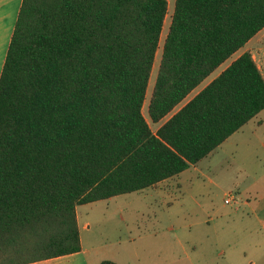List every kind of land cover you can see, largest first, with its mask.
<instances>
[{"label": "trees", "instance_id": "obj_1", "mask_svg": "<svg viewBox=\"0 0 264 264\" xmlns=\"http://www.w3.org/2000/svg\"><path fill=\"white\" fill-rule=\"evenodd\" d=\"M167 0H22L0 75V264L81 249L76 206L153 186L264 109L243 52L155 132ZM264 28V0H175L161 121ZM100 264H117L103 260Z\"/></svg>", "mask_w": 264, "mask_h": 264}, {"label": "rangeland", "instance_id": "obj_2", "mask_svg": "<svg viewBox=\"0 0 264 264\" xmlns=\"http://www.w3.org/2000/svg\"><path fill=\"white\" fill-rule=\"evenodd\" d=\"M167 1L168 10L147 87V101L174 8L175 0ZM247 47L264 73V28L252 37ZM145 108L146 104L143 114L147 117ZM152 129L155 130V126L152 125ZM176 181L178 186L163 193L161 200L167 201L155 205L144 191L77 205L80 225L88 222L91 227L84 248L119 247L121 251L127 246L132 255H137L132 263L151 264L150 249L165 248L171 243L179 253L172 264H189L182 249L185 245L197 264H264V109ZM228 195L235 198L231 204L224 202ZM137 218L140 221H136ZM198 219L204 222L194 223ZM152 230L159 233L156 240L137 237ZM127 236L135 239L127 241ZM176 236L178 242L174 241ZM105 253L99 252L98 257ZM162 260L158 264H167L164 254Z\"/></svg>", "mask_w": 264, "mask_h": 264}, {"label": "crops", "instance_id": "obj_3", "mask_svg": "<svg viewBox=\"0 0 264 264\" xmlns=\"http://www.w3.org/2000/svg\"><path fill=\"white\" fill-rule=\"evenodd\" d=\"M21 1L22 0H0V75H1L3 64H4V60L6 57V53L8 50L11 35H12L13 29L15 26V22L17 19L18 11H19V8L21 5ZM251 39L252 38H250L245 43V45L243 47H241L239 49V51L237 50L236 51L237 53L235 52L236 54L233 57H231L234 54L233 53L230 56L231 59L229 61H228V59L230 57L227 60H225V61H227L225 64H224L225 61L223 63H221L218 66V67H220V69L217 70V72L214 75L209 77L200 88H198V89H196L197 87L194 88L161 121H159L157 123H152L148 117V114H147L148 118L145 117V115L143 114L144 117L146 118V120L148 121L150 128L152 129V125L155 126V130L152 129V131L155 132L157 130V128L163 122H165L173 113H175L178 109H180L186 102H188L194 95H196L204 86H206L212 79H214L220 72H222L233 60H235L238 56H240L245 51H249L251 53L253 60L255 61L257 67L259 68L261 74L264 76V73L262 72L260 65L258 64L255 55L253 54L252 50L249 47H247L248 44L251 42ZM146 94H147V91H146ZM149 99H150V97H149ZM148 103H149V100L147 101L146 96H145V100H144V103L142 106V113H143V108H144L145 104H146L145 110L147 113ZM236 132L237 131H235L233 134H235ZM233 134H231L229 137H231ZM194 165L195 164H191L187 169L181 171L180 173H178L174 176L163 179L153 186H149V187L143 188V189L138 190V191H133V192H143L144 191V192H146V194H149V196L152 198L150 200L152 202V205H155L156 203H159V202L167 201V200H161V198L164 196L163 193L168 192L175 185L178 186V182L176 181V178H180L181 174H184V172H186L190 167H192ZM129 193H131V192H129ZM125 194H128V193H125ZM104 200H106V199H104ZM76 218H77V225H78L79 238H80V244H81V249L79 251L71 253V254L61 255V256L48 258V259H44V260H39V261H35V262H30V263H25V264H100V262L103 260H109V261L115 262L117 264H135V263H132V260L134 258L136 259L137 255H136V253L132 255L130 248H128L127 246L123 247V249H121V251H119V249H120L119 247H115V249L111 248V249H103V250H99V249H97V247L84 248V243H87L89 240L91 227H90L88 222H84V224L82 226L80 225V220H79V216L77 214V209H76ZM152 218H156V217H152ZM135 220L140 221L139 218H137ZM203 222H204L203 219H198L194 223L200 224ZM82 231H85V232L82 233ZM158 235H159L158 231L152 230L150 232L140 234L137 237H139V238H142V237L143 238H145V237L149 238L150 237V238L156 240V238H158ZM132 239H135V237H130V236L126 237L127 241H129V240L132 241ZM174 241H177V242L179 241L177 236H176ZM156 244L157 243L154 241L153 245H156ZM182 244L183 243L181 242V245ZM182 249H183V252L185 253V258L188 260L189 264H197L193 261V259L191 257V252L189 253L187 251L186 245L183 246ZM99 252H106V253L104 255L98 257ZM150 252H152V254H153V259L151 258V264H158L161 261H163L162 260L163 254L166 257V263L167 264H172L176 260L175 258L179 256L178 255L179 253L176 252L175 246H173L171 243H169L165 248H163V247H160V248L157 247L156 248L155 247L153 250L150 249ZM168 258H169V260H168ZM198 262H199V260H198Z\"/></svg>", "mask_w": 264, "mask_h": 264}, {"label": "built area", "instance_id": "obj_4", "mask_svg": "<svg viewBox=\"0 0 264 264\" xmlns=\"http://www.w3.org/2000/svg\"><path fill=\"white\" fill-rule=\"evenodd\" d=\"M233 201H235V198L232 195H228L225 199L224 202L226 204H231ZM237 208V207H236Z\"/></svg>", "mask_w": 264, "mask_h": 264}]
</instances>
